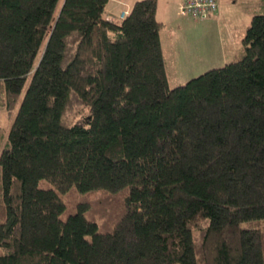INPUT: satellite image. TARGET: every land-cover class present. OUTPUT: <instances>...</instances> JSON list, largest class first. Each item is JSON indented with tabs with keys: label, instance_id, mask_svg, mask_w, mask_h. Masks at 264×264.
Here are the masks:
<instances>
[{
	"label": "trees",
	"instance_id": "16d2710c",
	"mask_svg": "<svg viewBox=\"0 0 264 264\" xmlns=\"http://www.w3.org/2000/svg\"><path fill=\"white\" fill-rule=\"evenodd\" d=\"M106 3L0 0V264H264V11L169 87L156 0ZM93 190L124 191L108 228L67 213Z\"/></svg>",
	"mask_w": 264,
	"mask_h": 264
},
{
	"label": "rangeland",
	"instance_id": "374dc122",
	"mask_svg": "<svg viewBox=\"0 0 264 264\" xmlns=\"http://www.w3.org/2000/svg\"><path fill=\"white\" fill-rule=\"evenodd\" d=\"M186 1L156 0L155 17L163 24L159 43L169 87L234 59L252 15L264 11L262 0H215L217 8L211 15L194 17L190 13L179 14L178 6L186 5ZM14 112L8 114L0 108L1 138ZM123 195L124 191L114 194L104 190L69 193L67 213L72 212L76 202L84 201L90 216L98 223L105 220L103 227L108 228L123 209Z\"/></svg>",
	"mask_w": 264,
	"mask_h": 264
},
{
	"label": "built area",
	"instance_id": "2783aa9c",
	"mask_svg": "<svg viewBox=\"0 0 264 264\" xmlns=\"http://www.w3.org/2000/svg\"><path fill=\"white\" fill-rule=\"evenodd\" d=\"M216 3L214 0H187L186 5L181 4L178 8L179 14L190 13L192 16L204 17L207 12L214 11ZM125 12L119 13L118 18L122 19Z\"/></svg>",
	"mask_w": 264,
	"mask_h": 264
},
{
	"label": "crops",
	"instance_id": "0c3cea01",
	"mask_svg": "<svg viewBox=\"0 0 264 264\" xmlns=\"http://www.w3.org/2000/svg\"><path fill=\"white\" fill-rule=\"evenodd\" d=\"M135 0H107L105 6V17L108 20L117 19L120 12L125 14Z\"/></svg>",
	"mask_w": 264,
	"mask_h": 264
}]
</instances>
